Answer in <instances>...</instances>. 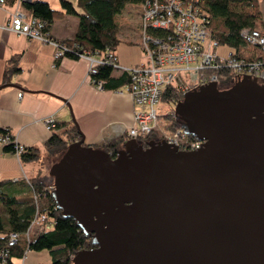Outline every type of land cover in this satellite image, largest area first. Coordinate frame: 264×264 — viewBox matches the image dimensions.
<instances>
[{
  "label": "water",
  "instance_id": "obj_1",
  "mask_svg": "<svg viewBox=\"0 0 264 264\" xmlns=\"http://www.w3.org/2000/svg\"><path fill=\"white\" fill-rule=\"evenodd\" d=\"M181 96L174 121L200 148L127 138L113 156L80 134L49 165L56 208L93 246L70 264H264V79Z\"/></svg>",
  "mask_w": 264,
  "mask_h": 264
},
{
  "label": "crops",
  "instance_id": "obj_2",
  "mask_svg": "<svg viewBox=\"0 0 264 264\" xmlns=\"http://www.w3.org/2000/svg\"><path fill=\"white\" fill-rule=\"evenodd\" d=\"M51 7L60 8L59 0H46ZM77 12L76 0H69ZM264 16V0H259ZM13 4L0 6V129L6 128L10 136L24 148H39L38 160L22 162L15 153H3L0 146V181L10 180L22 194L28 182H41L49 187L53 178L48 175L49 165L44 158L52 157L43 148L51 135L43 119L52 116L59 133L71 125L82 135L83 143L102 148L105 142L115 140L117 149L125 139V130L133 126L134 107L126 87L122 90L96 88L88 78L85 58L64 57L54 59V46L16 33L7 25V14ZM141 2L126 3L115 15L118 44L114 54L120 66L143 64L144 54L139 45V14ZM77 14L64 13L54 18L50 35L59 39L71 38L77 26ZM249 54L255 51L248 49ZM12 55H17L19 70L2 82L3 67ZM120 69L112 74H121ZM11 83L15 86L4 85ZM2 86V87H1ZM17 91L23 94L17 97ZM78 139V138H77ZM76 140V139H74ZM63 152L64 149H59Z\"/></svg>",
  "mask_w": 264,
  "mask_h": 264
},
{
  "label": "trees",
  "instance_id": "obj_3",
  "mask_svg": "<svg viewBox=\"0 0 264 264\" xmlns=\"http://www.w3.org/2000/svg\"><path fill=\"white\" fill-rule=\"evenodd\" d=\"M59 1L60 8L51 7L46 0H21L20 3L25 14L36 17L43 24L42 30L47 35L69 48L64 51L62 58L77 59L79 56L75 51L86 50L93 56L101 54L104 49L114 51L118 44L115 15L126 3H142L144 0H76V5L81 9L79 12L71 1ZM191 1L206 18L210 38L215 40L217 45L219 43L227 45L229 51L236 57H244L248 60L264 58L261 48L255 44L249 45L240 33L242 28L248 30L255 28L264 33V16L259 0ZM5 2L11 4L14 0H5ZM64 13L77 14V26L73 37L59 39L50 35V30L54 18L62 17ZM158 32L161 31L158 30ZM249 48L254 49L255 55L253 51L251 54L247 52ZM94 67L95 72L90 73L88 78L93 83L101 81L100 88L122 90L126 87L127 89L130 76L126 71L123 70L121 74L114 76L112 72L115 69L109 64L100 63ZM2 71V82H10L12 75L20 71L17 55H12L6 61ZM203 72L209 75L215 70L209 68ZM218 72L225 73L223 70ZM225 82L227 81L223 83ZM161 96V100L165 102L171 99L177 102L182 97L180 91L171 87H166ZM171 126V129L177 127L174 119ZM76 130V125H71L59 133L50 132L51 135L43 144L46 153L51 154L59 149H65L70 141L79 139V133ZM4 132L8 130L0 129V135ZM127 138L129 137L126 135L125 139ZM136 140L145 146L148 140L158 141V137H155V133H149L136 137ZM1 147L3 153H15L12 143ZM102 149L114 156L117 142L109 140L105 142ZM39 151V148L26 147L17 156L22 162L38 160ZM12 184L10 180L0 181V253L6 254L5 259L8 264H19L27 251L42 249H46L49 255V262L45 264H70L75 251L93 247L90 236L79 229L76 221L56 208L50 194L51 187L50 190H45L46 186L43 183L31 180L28 182L26 191L23 190L21 194L19 187L16 190ZM36 208L47 215V219L51 222L50 228L46 229L42 224L26 234ZM9 233L17 234L15 241L10 239Z\"/></svg>",
  "mask_w": 264,
  "mask_h": 264
},
{
  "label": "built area",
  "instance_id": "obj_4",
  "mask_svg": "<svg viewBox=\"0 0 264 264\" xmlns=\"http://www.w3.org/2000/svg\"><path fill=\"white\" fill-rule=\"evenodd\" d=\"M20 1L14 0L11 3L14 7L7 14L9 28L16 33L51 43L54 46V59L62 58L64 51L69 48L47 35L42 30L43 24L36 17L25 14ZM5 3V0H0V6ZM139 20L138 42L144 54L143 64L120 66L111 49H104L96 56L89 54L86 50L75 51L76 55L87 60L88 76L95 72L94 66L100 63L124 70L130 76L127 92L134 107L132 118L134 124L125 130L129 138L136 139L139 136L156 133L158 140H164L177 150L198 149L203 141L186 135L181 128L168 129L167 133L163 132V128H160L161 132L159 131L158 118L161 112L155 106L161 99L163 91L166 87H171L182 94L188 91L190 86L210 81L217 84L224 81L234 82L244 74L256 76L257 80H262L264 79V58L248 60L234 56L231 51H228L226 56L218 55L215 51L216 41L210 38L209 29L206 27L207 20L191 0H144L141 3ZM240 33L249 45L255 44L260 47L264 56L263 32L255 28L251 30L242 28ZM209 68L214 69L215 72L206 75L203 71ZM220 70L225 73L219 74ZM188 75L197 76L194 85L186 83ZM90 82L100 89L101 81L93 83L90 80ZM22 94L21 91H17L18 98ZM175 102L173 99L166 102L170 105L169 109L173 108ZM43 124L49 132H53L56 128L55 119L52 116L44 118ZM7 143H12L15 155L24 149L8 132H4L0 135V146ZM50 187L46 186L44 189L50 190ZM35 197L34 195L36 200ZM34 212L26 234L33 227L42 224L46 229L50 228L51 222L47 219V215L38 211L37 208ZM9 235L10 239L15 241L17 234L9 233ZM5 255L3 252L0 253V264H8ZM23 258L19 264H22Z\"/></svg>",
  "mask_w": 264,
  "mask_h": 264
},
{
  "label": "rangeland",
  "instance_id": "obj_5",
  "mask_svg": "<svg viewBox=\"0 0 264 264\" xmlns=\"http://www.w3.org/2000/svg\"><path fill=\"white\" fill-rule=\"evenodd\" d=\"M141 9V8H140ZM141 13V11H140ZM140 16V14H139ZM140 21V20H139ZM215 51L217 52V54L219 55H223L226 56L228 54L229 51V47L225 44H218L215 46ZM196 75H188L186 78V83L190 84V85H194L196 83ZM234 82H230L227 81L225 83L221 82L219 84V86H224V87H230L232 86ZM170 105L168 103H166L163 100H159L156 104V108H158V110L161 112L160 116H159V131L161 132L160 128H163V132L167 133L168 129H171V125L173 123V118H172V112H173V108L169 109ZM169 109V110H168ZM168 110V111H167ZM156 133H155V137H156ZM62 154V151H56L55 153H53L52 157H45L44 158V163L48 164V163H53L56 162L60 159V155ZM37 227H33L32 231H34ZM49 262V255L47 254V250L46 249H42L39 251H35V250H31V251H27L25 253V257L22 260V264H45Z\"/></svg>",
  "mask_w": 264,
  "mask_h": 264
},
{
  "label": "flooded vegetation",
  "instance_id": "obj_6",
  "mask_svg": "<svg viewBox=\"0 0 264 264\" xmlns=\"http://www.w3.org/2000/svg\"><path fill=\"white\" fill-rule=\"evenodd\" d=\"M198 85H199V84H198ZM198 85L190 86L189 89L194 88V87H196V86H198ZM224 88H226V87H224V86H221V87H220L219 84H218V89H219V90L224 89Z\"/></svg>",
  "mask_w": 264,
  "mask_h": 264
}]
</instances>
